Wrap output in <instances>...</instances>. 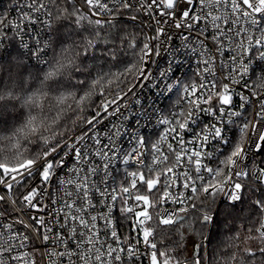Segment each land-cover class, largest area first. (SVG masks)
Listing matches in <instances>:
<instances>
[{"label":"snow or ice","instance_id":"6c2138e0","mask_svg":"<svg viewBox=\"0 0 264 264\" xmlns=\"http://www.w3.org/2000/svg\"><path fill=\"white\" fill-rule=\"evenodd\" d=\"M13 8L0 11V264H264V0ZM185 51L195 70L173 82ZM149 86L179 93L166 114L158 97L121 103Z\"/></svg>","mask_w":264,"mask_h":264},{"label":"built area","instance_id":"2783aa9c","mask_svg":"<svg viewBox=\"0 0 264 264\" xmlns=\"http://www.w3.org/2000/svg\"><path fill=\"white\" fill-rule=\"evenodd\" d=\"M14 3L15 0H0V11H11L12 14H15L13 8ZM174 39L176 44L180 43V39L178 36L175 37ZM171 61H172L171 53L165 49H162L160 56L152 57V61H150L149 64L147 65L148 71L151 73H156L158 75L159 72L164 71L168 67ZM181 62L183 66L178 71L173 69V71L175 72V75L173 76V82H175L177 78H179L182 82H187L188 79L192 77V74L195 70L196 67L195 58L190 53H187L185 51V55ZM169 75L172 76V72H170ZM150 88L151 86H149V88H143V89L141 87H137L133 93L129 94V99L124 100L121 103L130 104V111H131V108L137 107L135 105V99L137 96L143 98L145 95H147L149 99H152L153 97H158V99L156 100V106L160 109H163L164 113L166 114L167 110L174 104V102L178 98L179 93H173L171 95L165 93L162 96L160 95L159 90L151 89L150 91L149 90ZM253 112L254 109L249 108L248 114L252 115ZM109 119H111L113 122H116L115 117H111ZM107 123L108 120L105 119L104 121H102L101 127L103 128V126L106 125ZM142 131L145 134V136L150 137L151 139L154 140L156 138V135L160 131H162V126L156 125L155 127H153L152 125H149L148 127L143 128ZM234 132L235 130L233 129V132H230L228 134L234 135Z\"/></svg>","mask_w":264,"mask_h":264},{"label":"trees","instance_id":"16d2710c","mask_svg":"<svg viewBox=\"0 0 264 264\" xmlns=\"http://www.w3.org/2000/svg\"><path fill=\"white\" fill-rule=\"evenodd\" d=\"M122 87H125V90H127V87L122 85ZM108 99H111V96L108 97ZM89 115H91L92 113L89 112ZM224 239V237L222 235L217 236L216 238L213 239L212 243L210 245H208V251L209 253H212L215 250V254L219 255V248L218 245H221V241Z\"/></svg>","mask_w":264,"mask_h":264}]
</instances>
